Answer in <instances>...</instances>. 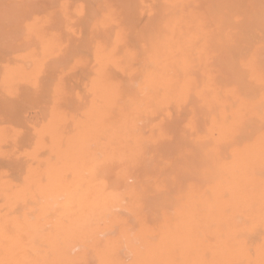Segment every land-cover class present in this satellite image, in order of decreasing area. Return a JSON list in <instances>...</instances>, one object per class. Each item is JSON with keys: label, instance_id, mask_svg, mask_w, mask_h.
Returning a JSON list of instances; mask_svg holds the SVG:
<instances>
[{"label": "bare ground", "instance_id": "1", "mask_svg": "<svg viewBox=\"0 0 264 264\" xmlns=\"http://www.w3.org/2000/svg\"><path fill=\"white\" fill-rule=\"evenodd\" d=\"M89 250L264 264V0H0V264Z\"/></svg>", "mask_w": 264, "mask_h": 264}, {"label": "rangeland", "instance_id": "2", "mask_svg": "<svg viewBox=\"0 0 264 264\" xmlns=\"http://www.w3.org/2000/svg\"><path fill=\"white\" fill-rule=\"evenodd\" d=\"M102 236H103V235H100V236H99V237H100V238H99L100 240H103L104 237L102 238ZM101 246H102V245H101ZM76 247H77L78 249H76ZM76 247H74L76 250H73V252H72L73 254H78V253H79V252H78L79 249H81L80 252H82V248H80L79 246H76ZM99 247H100V246H99ZM99 247H98V248H99ZM21 250H23V249H21ZM21 250H20V252H23V251H21ZM90 251H91V250H89L86 254L88 255V257L91 258V261H90V258L88 259L89 262H88V261H83V260H84V259H83V260H82L83 262H81L80 264H96L97 258H96V256L94 257V252L92 251V253H93V255H92V253H91ZM88 253H89V254H88ZM90 253H91V254H90ZM73 254H72V255H73ZM82 254H83V253H82ZM80 255H81V254H80ZM90 255H92V256L96 259V261H95L94 258H92V256H90ZM92 260L94 261L93 263H92ZM86 262H87V263H86Z\"/></svg>", "mask_w": 264, "mask_h": 264}]
</instances>
